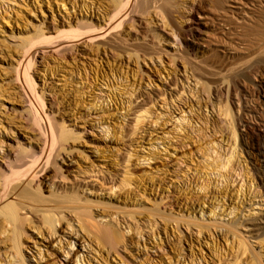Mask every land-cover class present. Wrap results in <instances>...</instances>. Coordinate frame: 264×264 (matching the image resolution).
Masks as SVG:
<instances>
[{
    "label": "rangeland",
    "instance_id": "374dc122",
    "mask_svg": "<svg viewBox=\"0 0 264 264\" xmlns=\"http://www.w3.org/2000/svg\"><path fill=\"white\" fill-rule=\"evenodd\" d=\"M118 1L0 0V212L15 203L1 200L2 172L43 142L17 78L30 39L57 38L81 21L104 25ZM161 4L152 1L138 16L145 40L133 35L137 21L122 28L130 47L81 41L38 50L37 91L71 136L56 167L31 184L44 202L14 205L24 209L21 245L14 247L15 225L7 224L0 264H256V256L264 264V231L249 227L264 221L262 160L241 125L264 122V64L251 69L264 44L258 48L251 30L257 17L251 27L243 22L253 5L264 15V0H175L168 14ZM234 80L239 89L260 88L259 100L236 93ZM55 172L81 201L61 210L50 236L37 218L57 200ZM78 243L85 248L76 263Z\"/></svg>",
    "mask_w": 264,
    "mask_h": 264
},
{
    "label": "bare ground",
    "instance_id": "6f19581e",
    "mask_svg": "<svg viewBox=\"0 0 264 264\" xmlns=\"http://www.w3.org/2000/svg\"><path fill=\"white\" fill-rule=\"evenodd\" d=\"M152 1H158L162 3L161 5H163V7L161 8L164 9L165 6L172 5L173 1L175 0H119L107 12L108 15L104 25H97L93 23H88L86 21H81L78 22L76 25H74L76 26V29H73L72 25H69L68 27H70V31L67 30L60 31V34L57 38L43 34L42 36L40 35V37L37 36L38 40L37 37L36 39L35 37L34 38L32 37L30 39V48L26 50L25 54L23 55V58L18 63L17 78L19 81L21 80L24 83L25 87L29 92V95H31L30 98L31 100L29 101L31 108L30 118L33 125H35L39 129V132L41 133L43 138V142L39 150L32 148L28 153L18 155L13 161H11L8 168L4 170L1 174V180H2L1 200L4 201L11 197L15 200V203L9 204L2 210V212H0V219L2 220L0 222V234H4L5 232L4 228L7 224H10L11 226L15 225L13 226V230H12L15 248L18 249L19 246L21 245L20 232L18 227L16 226V224L18 225L20 223L18 222L19 221L18 211L24 210L23 208H17L16 206L18 205L20 206L19 203L21 200H25L31 204H39L44 202L41 189L37 188L36 190H34L31 188V184L36 179H38L42 174H44L48 170H51L52 167H56V159L59 157L60 153L65 150V145L70 140V136H71L70 134L64 132L61 129L59 122L46 111V100L37 91L36 82L32 75V69L35 62V56L38 50L51 48L56 51H63L65 49H68L73 43L81 42V41H88L90 43L104 42L106 45L114 49H119L120 47L121 48L130 47L133 45V42L123 38L122 35L120 34V31L126 25L127 22L137 21L138 29L137 31H135V33L137 34L134 33L133 35L142 36L143 32L142 30H140L141 27L138 16H140V12L145 10V7L151 4ZM260 5L263 6L262 4ZM253 7H254L253 10L249 9L250 11L252 10L251 13L252 15H250V13H247V11L243 12L244 13L243 22L251 27L249 22H251L253 18L257 17L258 22L256 23V26L254 25L255 27L252 26L251 30L254 29L253 31L256 33V35H254L255 36L254 41L255 40L258 41L259 44L258 48H260L264 44V15L263 13L262 14L259 13L256 16L255 9H257L258 7L256 5H253ZM164 11L166 10L164 9ZM167 11L166 14H168ZM63 27H65V25ZM226 32L227 31H225L224 29H221L220 33L225 35ZM48 34H50V32ZM142 38L143 40H145L143 36ZM249 43L251 44L253 43V41H250ZM262 64H264V57L254 60L251 64V66L253 67L251 69L252 70L256 69L258 68L259 65ZM240 78L245 79L246 77L242 76ZM234 86L236 89V90L234 89L235 92L237 93L239 91L241 96L245 98L246 96H249L252 98L256 97V99L259 100L261 96L260 88L256 90H250V88H244L245 86H242L243 89L241 88L239 89L238 81L235 80H234ZM226 91L228 93L230 90H228L227 88ZM224 92L225 89L223 90V93ZM219 93H221V89H219ZM235 96L237 98L238 95L235 94ZM239 98H237L238 103L241 102ZM240 106L241 105H239V108ZM248 124L249 123L244 122L241 125L242 126L245 125V127L246 128L248 127L249 128V129L247 128L248 130L251 129L253 133V148L258 153V155L261 157L262 160V166L261 169L259 170V173L264 185V122L257 123L256 126L254 127H251ZM231 161H232V157L229 158L227 162L224 165H222L221 168L222 169L227 168L230 165ZM57 170L60 169L57 168ZM212 172L215 173L214 170ZM219 175L220 173H218L217 176ZM54 178L55 179L58 178L60 182L58 184V197H56L57 200L53 201L55 202V204L53 207H51V209H47L46 211L47 214H44L43 216L37 218L39 224L48 228L50 232V236H53L55 234V221L61 222L63 220L60 217L61 210L64 207L70 210H77L79 208L78 205H80V201H81L80 197L77 195L74 188H72L73 185H71V187H66L65 183H63L64 177L62 174L55 172ZM220 178H222L223 180L225 176H221ZM109 182L112 183L110 189L116 187V184L114 183V179H109ZM205 186L206 185L200 187L199 189L206 190ZM62 205L63 207H60ZM117 223H118L117 221L114 222L112 221L110 222L109 225L111 227H114L118 225ZM241 226L242 225H238L237 228V226L233 225L232 229L234 227L235 229L239 230ZM95 227H96L95 229H97V232H99L100 234L98 227L97 226ZM130 227L131 226H127L128 229H130ZM249 227L251 228V232L259 231V230L264 231V221L250 223ZM116 231L117 230L112 231L113 234L111 235L113 238L117 236ZM101 236L102 238L107 237L105 233L101 234ZM78 244L80 247L79 248L80 251L78 249L75 252H73L71 258L73 262L76 263H78L79 254H80L79 252H82V250L85 248V246H83L82 244L80 243ZM68 246L70 248L73 247L72 243H69ZM76 252L78 253L76 254ZM68 254L70 253L67 252V255ZM11 264L13 263L11 262ZM256 264H263L262 261L257 256H256Z\"/></svg>",
    "mask_w": 264,
    "mask_h": 264
}]
</instances>
